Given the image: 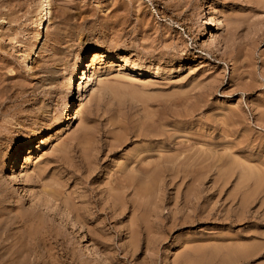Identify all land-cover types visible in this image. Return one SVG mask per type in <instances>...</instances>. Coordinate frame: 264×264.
Returning a JSON list of instances; mask_svg holds the SVG:
<instances>
[{
	"label": "rangeland",
	"instance_id": "1",
	"mask_svg": "<svg viewBox=\"0 0 264 264\" xmlns=\"http://www.w3.org/2000/svg\"><path fill=\"white\" fill-rule=\"evenodd\" d=\"M49 1L0 0V264H264V0Z\"/></svg>",
	"mask_w": 264,
	"mask_h": 264
},
{
	"label": "bare ground",
	"instance_id": "2",
	"mask_svg": "<svg viewBox=\"0 0 264 264\" xmlns=\"http://www.w3.org/2000/svg\"><path fill=\"white\" fill-rule=\"evenodd\" d=\"M51 1H49V0H44V2H43V8H42V15L39 17L40 19L38 20L39 21V24H40V26L42 25V26H44L45 25V23L47 22V13L49 12V8H50V3ZM209 18H210V16H209ZM208 18V19H209ZM207 19V18H206ZM210 20H212L211 18H210ZM205 22H207L206 20H204ZM212 22V21H211ZM46 26V25H45ZM41 40V39H40ZM43 40V39H42ZM38 42V41H37ZM41 42V41H40ZM40 46V45H39ZM209 46V45H208ZM211 47V46H210ZM37 48H38V46H37ZM36 49V48H35ZM33 52V51H32ZM34 54H36V50L34 51ZM37 56V55H36ZM32 57V56H31ZM30 57V58H31ZM101 57H105V52H104V54L102 53V52H92L91 53V56H90V64H88V65H86V67H85V64L86 63H84V64H82V62H83V60H82V62H81V60L78 62L79 64V66H78V72H77V75H76V78H78L79 79V81L80 80H82V82L83 81H87V79H88V70H87V67H89V66H95L96 64H98V61L100 60V58ZM33 58V57H32ZM77 66V65H76ZM169 70V69H168ZM95 72V71H94ZM73 77H71L70 78V80H69V82H68V86H66L67 87V90H69V92L72 94V90H71V87H72V79ZM89 78H91V77H89ZM77 79V80H78ZM76 80V79H75ZM88 81H89V79H88ZM78 82V81H77ZM91 83V82H90ZM76 84H78V83H76ZM92 84V83H91ZM82 85H84V84H82ZM77 86V85H76ZM85 86V85H84ZM92 86V85H91ZM65 87V88H66ZM83 87V86H82ZM68 93V92H67ZM79 93V92H78ZM77 94V93H76ZM84 94V93H83ZM88 94V93H87ZM90 95V94H89ZM65 96H66V94H65ZM82 96V95H81ZM85 96V95H84ZM79 101H81L83 98L82 97H80V95H79ZM85 99V98H84ZM87 100V99H86ZM84 101V100H83ZM78 102V101H77ZM85 102V101H84ZM83 103V102H82ZM82 103L80 104V107L82 106ZM77 104V103H76ZM67 105V104H66ZM66 109V108H65ZM71 109V108H70ZM72 114V113H71ZM69 115V114H68ZM74 115V114H73ZM72 115V116H73ZM70 116V115H69ZM67 117L66 116V121H68V120H70L71 119V117ZM65 117V116H64ZM72 121V120H71ZM64 122V121H63ZM59 131L57 130V133H58ZM135 140V139H134ZM118 142V141H117ZM83 149V148H82ZM23 149H21V151L19 150L18 151V153L16 154V156H14L13 157V159H14V161H13V165H12V170L14 169V166L17 164V162L19 161V159H20V157H21V153H23V151H22ZM29 151V155H31L30 153H32V149L31 148H29L28 149ZM31 157V156H30ZM25 160H26V162L29 160V156L28 155H26L25 156ZM17 166V165H16ZM94 169V168H93ZM140 169H141V167H140ZM163 169V168H162ZM11 170V171H12ZM142 170V169H141ZM150 171V170H149ZM13 172V171H12ZM134 172V171H133ZM33 173V172H32ZM164 173V172H163ZM166 174V173H165ZM124 175V174H123ZM126 175V174H125ZM130 175V174H129ZM143 175V174H142ZM145 177H147V175L145 174L144 175ZM162 176H166V175H162V172L160 171L159 172V174L158 175H156V181H155V179H154V184H150V183H148L147 182V180L145 179L144 180V183L141 185V187H142V189L144 190V187H149L150 185H156L158 182H159V184H157L156 186H158V185H160V183L162 182V180H163V178H162ZM4 177V176H3ZM13 177H15L14 175H13ZM129 177V176H128ZM166 178V177H165ZM153 179V178H152ZM55 181V180H54ZM53 181V182H54ZM134 181V180H133ZM133 181H132V179L130 180L129 178H127L126 179V177H121L120 179H119V177H116V180H115V182H114V186L117 188H122V189H124V188H129L130 186H134V183H133ZM147 183H146V182ZM161 181V182H160ZM47 183V182H46ZM163 183V182H162ZM110 184V183H109ZM163 185V184H162ZM114 188V187H113ZM115 188V189H116ZM160 189V188H159ZM133 190V189H132ZM109 192H111L110 191V189L108 190ZM116 192H118V191H116ZM108 193V192H107ZM113 193H115V192H113ZM135 193V192H134ZM48 194V193H47ZM62 194V193H61ZM111 194V193H110ZM110 194H108L109 196H110ZM145 194V193H144ZM115 195V194H114ZM48 196V195H47ZM53 196V195H52ZM68 197V196H67ZM112 197V196H111ZM116 197V196H115ZM148 197V196H147ZM69 198V197H68ZM113 198V197H112ZM116 200V199H115ZM132 200V199H131ZM44 201V200H43ZM133 202H134V200H132ZM66 202V201H65ZM49 203V202H48ZM135 203V202H134ZM41 204V203H40ZM132 204V203H131ZM37 206H39V205H36V207ZM49 207V206H48ZM178 212V211H177ZM49 216H51V215H49ZM63 217V216H62ZM176 225V224H175ZM3 228V227H2ZM4 232V231H3ZM3 232H2V234H3ZM5 234V233H4ZM7 234V233H6ZM5 236V235H4ZM3 236V237H4ZM8 236V235H7ZM6 236V237H7ZM8 238V237H7ZM3 239V238H2ZM1 241V240H0ZM2 242V241H1ZM8 245V244H7ZM4 246V245H3ZM248 246H250V245H248ZM262 246V245H261ZM260 246V247H261ZM257 247V246H256ZM250 248V247H249ZM255 248V247H254ZM1 249V248H0ZM7 249V248H6ZM34 250V249H33ZM247 250V249H246ZM252 251H253V249H251ZM18 252H19V248H18ZM246 252V251H245ZM254 252V251H253ZM252 252V253H253ZM1 253H2V255H5L6 257H7V255L6 254H8V252H6L5 254H3V252L1 251ZM16 253H17V251H16ZM16 253H14V255H16ZM233 253V252H232ZM241 253V252H240ZM251 253V254H252ZM13 254V253H12ZM18 254V253H17ZM236 254V253H235ZM243 254V253H242ZM249 254V253H248ZM10 255V254H9ZM23 255V254H22ZM4 256V257H5ZM236 256H239V255H236ZM1 257V256H0ZM2 258V259H5V258ZM18 257H19V254H18ZM23 257V256H22ZM240 257V256H239ZM244 257H246V254H245V256ZM10 258H12V256L10 257ZM15 258V257H14ZM241 258V257H240ZM18 258L16 257V260H17ZM21 259V258H20ZM25 259V258H24ZM234 259V258H233ZM23 260V259H22ZM26 260V259H25ZM33 260V259H32ZM0 261H2V260H0ZM10 262V261H9ZM11 263V262H10ZM14 263V262H13ZM16 263H18L17 261H16ZM20 263V262H19ZM12 264V263H11Z\"/></svg>",
	"mask_w": 264,
	"mask_h": 264
}]
</instances>
